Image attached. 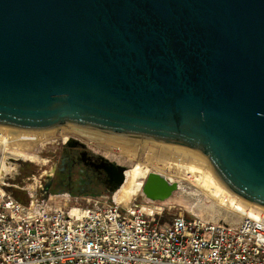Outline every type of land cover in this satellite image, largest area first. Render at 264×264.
Wrapping results in <instances>:
<instances>
[{
  "label": "water",
  "instance_id": "1",
  "mask_svg": "<svg viewBox=\"0 0 264 264\" xmlns=\"http://www.w3.org/2000/svg\"><path fill=\"white\" fill-rule=\"evenodd\" d=\"M67 124L198 151L264 210V0H0V127ZM178 187L151 171L142 193Z\"/></svg>",
  "mask_w": 264,
  "mask_h": 264
},
{
  "label": "built area",
  "instance_id": "2",
  "mask_svg": "<svg viewBox=\"0 0 264 264\" xmlns=\"http://www.w3.org/2000/svg\"><path fill=\"white\" fill-rule=\"evenodd\" d=\"M8 135L0 127V148ZM3 178L0 264H264L263 213L238 223L183 214L166 220L162 201L125 205L114 194L30 192L22 203Z\"/></svg>",
  "mask_w": 264,
  "mask_h": 264
},
{
  "label": "rangeland",
  "instance_id": "3",
  "mask_svg": "<svg viewBox=\"0 0 264 264\" xmlns=\"http://www.w3.org/2000/svg\"><path fill=\"white\" fill-rule=\"evenodd\" d=\"M77 128L81 129L82 127L74 124H67L61 127L54 128L53 130L50 129L49 131L45 130L21 132L22 136L18 135L19 139L17 138L13 142L10 141L6 146H1L0 177H4L2 181L7 184L8 189L13 193L18 201L27 203L29 201L30 192L35 193L40 198L48 194L44 193L45 184L49 178L48 176L51 174L53 166L56 163V159L59 156V150L62 141L64 140V138L72 134L79 136L81 139L85 140L87 143H89L90 146H92L98 152H101L109 160L115 161L121 165H125L128 168H133V170L134 168H137V179L133 183V188L124 194L131 195L135 193L136 190L142 188L143 183L148 176V173H150L151 171L161 172L167 177L173 180H177L179 183V187L167 200L162 201V203H158L159 205H163L164 207H166V213H163L166 220H169L175 215L183 214L186 216H196L206 221H226L231 223H238L243 217V214L236 211L232 206L229 205L228 202L226 203L225 201H218V199L213 198L208 193H206V191L199 185L194 174L187 169V167L190 165H196L198 167L204 165V169L210 172L211 175L214 176V179L216 178L215 180H218L217 183L219 185L221 184V187L226 192L233 194L216 176L214 171L210 168L209 161L207 160L206 156L202 153L183 146L166 144L141 138H107L119 139L126 142L136 140L139 141V144L143 143L145 146H150L152 144L154 146L158 145L155 148L159 147L158 149H156L157 153H149V151L143 145H139L135 152V156L130 157L127 153H124L125 151L121 150L120 146L110 147L106 144H101L99 143V141L94 139L92 140L91 138L83 135L86 131L79 130ZM70 129H76V131L78 130L79 133L67 131ZM51 131H53L52 133H54V135L50 136L48 140L33 142V136L34 138H36L37 135L40 137L41 133H49ZM95 134L96 133H94V135ZM14 137H16V135ZM150 148L152 147L150 146ZM164 148L166 150H162ZM158 151H166V155H164L165 152L159 154ZM159 156H163L162 158L164 159ZM165 156L168 159L165 158ZM115 192H104L99 195L114 194L115 196ZM99 195H96V197ZM233 195L236 196L235 194ZM54 199H56V202L64 203L63 200L61 201V197L56 196V198ZM145 199L146 197L142 193L141 189L137 194L133 195L129 201L142 203L145 202ZM79 202H82L81 204L86 203L84 200H79ZM71 204L74 203L72 201H69V205ZM250 206L251 205L248 204V207ZM252 208H255V210H253L254 213H256L255 215L259 216L260 213L264 214L263 210L259 211L258 208V212H256V207L253 206ZM249 216L256 217L254 215Z\"/></svg>",
  "mask_w": 264,
  "mask_h": 264
},
{
  "label": "flooded vegetation",
  "instance_id": "4",
  "mask_svg": "<svg viewBox=\"0 0 264 264\" xmlns=\"http://www.w3.org/2000/svg\"><path fill=\"white\" fill-rule=\"evenodd\" d=\"M110 161L85 140L70 134L62 141L44 191L68 193L74 197L110 192L116 184L108 177Z\"/></svg>",
  "mask_w": 264,
  "mask_h": 264
},
{
  "label": "bare ground",
  "instance_id": "5",
  "mask_svg": "<svg viewBox=\"0 0 264 264\" xmlns=\"http://www.w3.org/2000/svg\"><path fill=\"white\" fill-rule=\"evenodd\" d=\"M75 127V126H74ZM76 128V127H75ZM5 129V128H3ZM79 130H83V131H86L83 135L91 138L92 140H97L99 141V143H103V144H106L110 147H113V146H120L121 147V150L125 151L124 153H127L130 157H134L135 156V152L138 148L139 145H143L148 151L149 153H157L156 149L158 148H155L157 147L158 145L154 146V145H150L152 148H150V146H145L143 143L142 144H139L138 142L139 141H136V140H132V141H122V140H119V139H124V138H121V137H126V136H117V135H111V134H105L103 132H100V131H96V130H92V129H89V128H84L82 127L81 129L80 128H77ZM87 129V130H85ZM7 130V129H5ZM53 130V129H51ZM91 130V131H90ZM9 131V130H8ZM49 131V130H47ZM67 131H72V132H78V130L76 131V129H70V130H67ZM27 132V131H26ZM31 132V131H29ZM53 131L47 133H41L40 137L37 135L36 138H34V136L32 137L33 139V142L34 141H40V140H48L50 138V136H53L54 133H52ZM91 132V134H90ZM79 133V132H78ZM94 133H96L94 135ZM13 134V135H12ZM36 134V133H35ZM16 135V137H14ZM18 135L19 136H22V133H13L11 132L10 135H8L5 139H4V142L6 144H8L10 141H14L18 138ZM99 135V136H97ZM31 136V135H30ZM29 136V137H30ZM102 136H107V137H102ZM55 137V136H54ZM108 137H113V138H119V139H107ZM126 138H129V137H126ZM19 139V138H18ZM17 142V141H16ZM23 142V141H22ZM32 142V143H33ZM18 143V142H17ZM19 144V143H18ZM22 144V143H21ZM149 147V148H148ZM163 148V147H162ZM161 150V148H160ZM162 150H166L165 148L162 149ZM122 151V152H123ZM162 152H165L164 155H166V151H162ZM162 152H159L158 153H162ZM170 152V151H168ZM148 153V154H149ZM174 153V152H173ZM180 154V153H179ZM151 155V154H150ZM168 155V153H167ZM172 155V154H171ZM158 156V155H157ZM174 156V155H173ZM161 157V156H159ZM163 157V156H162ZM161 157V158H162ZM165 158H167L165 156ZM174 158V157H172ZM178 158V157H177ZM164 159V158H162ZM168 159V158H167ZM198 159V158H197ZM179 160V159H178ZM183 162V161H182ZM178 164V163H177ZM201 164V163H200ZM199 164V165H200ZM204 164V163H203ZM204 166V165H203ZM201 165V167H198L196 165H190L187 167V169L192 172L194 174V176L196 177L199 185L202 187V189H204L206 191V193H208L210 196H212L213 198H216L218 199V201L220 200L221 202L225 201L226 203L228 202L230 206H232L236 211L240 212L241 214L243 215H254L257 217V215H255L256 213H254L253 210H255V208H252L253 206H250L248 207V203H246L245 201H243L242 199L234 196L233 194L229 193V192H226L222 187H221V184L219 185L217 183L218 180H215L214 179V176L211 175L210 172H208L206 169H204ZM178 169V168H177ZM180 172V171H179ZM197 173V174H195ZM127 174V179H126V183L125 185H123L121 188H119L116 192H115V198L120 202V203H123V204H128L129 203V200L131 199V197L135 194H137L142 188H140L139 190H136L135 193L131 194V195H127V194H124L126 193L127 191H130L132 188H133V183L134 181L137 179V168H129L126 172ZM143 187V186H142ZM120 191V192H119ZM118 192V193H117ZM123 192V193H122ZM134 198V197H133ZM225 204V203H224ZM227 205V204H226ZM228 206V205H227ZM258 208H256V212ZM259 211L261 209H258ZM264 211V210H263ZM259 214V213H257ZM252 217V216H251Z\"/></svg>",
  "mask_w": 264,
  "mask_h": 264
},
{
  "label": "trees",
  "instance_id": "6",
  "mask_svg": "<svg viewBox=\"0 0 264 264\" xmlns=\"http://www.w3.org/2000/svg\"><path fill=\"white\" fill-rule=\"evenodd\" d=\"M53 191V190H52Z\"/></svg>",
  "mask_w": 264,
  "mask_h": 264
}]
</instances>
